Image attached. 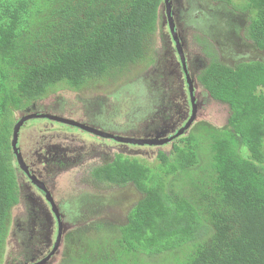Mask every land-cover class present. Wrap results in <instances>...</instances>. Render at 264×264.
Returning a JSON list of instances; mask_svg holds the SVG:
<instances>
[{"label":"trees","instance_id":"16d2710c","mask_svg":"<svg viewBox=\"0 0 264 264\" xmlns=\"http://www.w3.org/2000/svg\"><path fill=\"white\" fill-rule=\"evenodd\" d=\"M216 1L247 14L235 34L263 52L230 64L200 39L209 61L198 80L229 105L227 123H192L155 165L117 152L92 168L96 182L132 183L142 197L124 223L67 232L58 264H264V0ZM164 2L0 0V257L21 202L16 113L61 84L79 91L149 61Z\"/></svg>","mask_w":264,"mask_h":264},{"label":"rangeland","instance_id":"374dc122","mask_svg":"<svg viewBox=\"0 0 264 264\" xmlns=\"http://www.w3.org/2000/svg\"><path fill=\"white\" fill-rule=\"evenodd\" d=\"M171 1L175 32L196 95L197 115L193 123L206 120L224 126L231 112L229 105L214 99L198 80L209 61L200 39L208 40L216 54L230 64L237 56L262 57V51L235 34L238 25V30L245 29L247 14L225 1ZM231 1L235 6L246 2ZM171 26L164 2L149 61L132 66L117 80L89 83L79 91L61 84L55 93L16 113L19 119L35 115L22 126L18 144L30 175L43 183L63 221L60 247L42 264L59 263L67 232L98 219L124 223L128 211L142 197L132 183L117 186L96 182L90 174L92 168L109 162L117 152L155 165L159 162L158 151L170 152L178 141L179 136L161 144L114 138L165 139L177 133L191 117L187 73L185 76ZM42 115L75 120L109 135H98ZM190 127L183 135L189 133ZM18 172L21 202L12 209L0 264L35 263L52 249L57 236L58 222L52 203L22 168Z\"/></svg>","mask_w":264,"mask_h":264},{"label":"water","instance_id":"95a60500","mask_svg":"<svg viewBox=\"0 0 264 264\" xmlns=\"http://www.w3.org/2000/svg\"><path fill=\"white\" fill-rule=\"evenodd\" d=\"M165 2L168 4L169 0H165ZM171 25H172L171 28H172L173 36H174L175 40L177 41V48H178V50L180 52V55H181L183 68L187 72V65H186V61H185V58H184V53L182 51V47H181L180 41L178 39V36H177V34H176L175 30H174L173 22H171ZM187 81H188L189 86H190L191 100H192V104H193L192 114H191V117L189 118V120L185 123V125L182 128H180L177 131V133H175L173 136L165 138V139H150V140H148V139L127 138V137H121V136H114V135H111V134H110V136H114L115 139H118V140H121V141H124V142H133V143H141V144H143V143L161 144V143H165L167 141L173 140L175 137L180 136L181 134H183L187 129H189V127L191 126V124L193 123V121L195 120L196 115H197V103H196V96L193 93V91H194L193 81H192V79H191V77H190V75L188 73H187ZM34 116L35 115H30V117H34ZM42 116H47V117H50L52 119L61 121L63 123L70 124V125H73V126H77V127L81 128L83 130H87V131H90V132H93V133H97L98 135H109V133L104 132V130L97 129V128H95L93 126H90V125L82 124V123H80L78 121H75V120H70V119H67V118L59 117V116H50V115H42ZM30 117L29 116L28 117L23 116V117H21L18 120V122L14 126L13 140H12L14 151L17 154V160H18L21 168L27 173H29L28 166H27V164L25 163V161H24V159L22 157L20 146L18 145V141H19L20 130H21L22 126L24 125L25 121L28 118H30ZM31 179H32V181L35 184H38L41 188H43V189L45 188L44 185L42 183H40L37 180V178H35L34 176H32ZM46 197L50 201V203H52L53 210L55 211V213L57 215V218L59 219L58 220L59 221L58 222V235H57L56 241L54 243V248L51 251V253L46 258H44L42 261H40L38 264H42L47 259H50L52 254H54L59 249L61 241H62L63 223L60 220L58 209L56 208V206H55V204L53 202V199H52L51 195L49 194V192L47 190H46Z\"/></svg>","mask_w":264,"mask_h":264},{"label":"flooded vegetation","instance_id":"af4514ba","mask_svg":"<svg viewBox=\"0 0 264 264\" xmlns=\"http://www.w3.org/2000/svg\"><path fill=\"white\" fill-rule=\"evenodd\" d=\"M165 6H166V13H167V17H168V21H169V24L171 23V20L173 21V16H172V1L171 0H169V3L167 4L166 2H165ZM173 24L175 25V27H176V23L173 21ZM174 30H176L175 28H174ZM178 39H179V37H178ZM174 40H175V38H174ZM175 44H176V49L178 50V48H177V41L175 40ZM181 44V43H180ZM182 47V46H181ZM182 51H183V48H182ZM178 53H179V55H180V52H179V50H178ZM184 53V52H183ZM180 59H181V55H180ZM182 61V60H181ZM182 67H183V65H182ZM183 70H184V73H185V76H186V71H185V69L183 68ZM186 80H187V76H186ZM188 82V81H187ZM188 88H189V94H190V100H191V92H190V86H189V83H188ZM193 93H194V91H193ZM194 95H195V93H194ZM196 96V95H195ZM191 102H192V100H191ZM192 108H193V104H192ZM29 170V169H28ZM27 173V172H26ZM30 177H32V175H30V171H29V173H27ZM40 183H42L39 179H37ZM43 184V183H42ZM45 193V192H44ZM45 196H46V193H45ZM47 198V197H46ZM57 208V207H56ZM60 216V215H59ZM56 219H57V216H56ZM60 220L62 221V218H61V216H60ZM57 222H58V220H57ZM62 223H63V221H62ZM57 235H58V230H57ZM56 238H57V236H56ZM53 248H54V245H53V247H52V249L42 258V259H40L39 261H37L38 263L40 262V261H42L44 258H46L50 253H51V251L53 250ZM37 262H35L34 264H38ZM33 264V263H32Z\"/></svg>","mask_w":264,"mask_h":264}]
</instances>
